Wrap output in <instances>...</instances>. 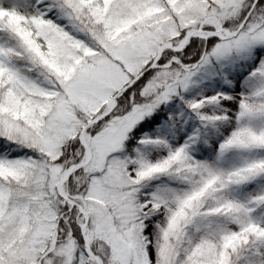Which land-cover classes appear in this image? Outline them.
Here are the masks:
<instances>
[{"label": "snow or ice", "instance_id": "obj_1", "mask_svg": "<svg viewBox=\"0 0 264 264\" xmlns=\"http://www.w3.org/2000/svg\"><path fill=\"white\" fill-rule=\"evenodd\" d=\"M0 264H264V0H0Z\"/></svg>", "mask_w": 264, "mask_h": 264}]
</instances>
